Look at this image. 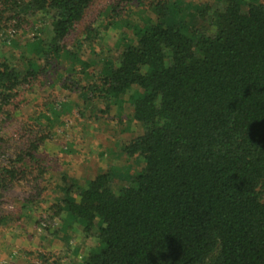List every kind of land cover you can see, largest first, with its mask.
Instances as JSON below:
<instances>
[{
    "label": "trees",
    "instance_id": "trees-1",
    "mask_svg": "<svg viewBox=\"0 0 264 264\" xmlns=\"http://www.w3.org/2000/svg\"><path fill=\"white\" fill-rule=\"evenodd\" d=\"M95 1L5 0L0 9V33L15 30L19 13L45 18L19 38L18 55L0 57V199L25 176L43 178L42 150L73 116L72 100L52 91L62 69L61 89L100 100L107 113L126 103L144 129L120 147L144 162L127 186L115 193L102 172L76 197L63 190L65 229L95 231L83 264H264V0H219L216 9L146 0L152 16L132 26L134 41L121 23V5L133 0H114L103 23L123 50L100 69L83 59L94 21L76 36ZM185 13L207 27L190 26ZM34 89L44 90L36 101L25 97Z\"/></svg>",
    "mask_w": 264,
    "mask_h": 264
},
{
    "label": "rangeland",
    "instance_id": "rangeland-1",
    "mask_svg": "<svg viewBox=\"0 0 264 264\" xmlns=\"http://www.w3.org/2000/svg\"><path fill=\"white\" fill-rule=\"evenodd\" d=\"M111 3L114 0H96L87 20L80 25L76 34L82 40V31L94 21L90 28L94 37L89 44H84L82 50L83 59L93 63L95 69H100L107 62L115 64L123 50L119 32L104 27L103 21ZM183 3L213 9L222 7L218 4L219 0H183ZM146 5V0L125 1L121 5V23L131 26L130 29L123 30L130 41H134L132 26L140 25L143 19L152 16ZM7 6L5 0H0V9ZM8 11L6 9L5 18H10L15 13L11 9L9 13ZM18 17L20 24L14 27L15 30L9 26L0 33L2 58L18 55L19 50L15 45L19 38L31 35V27L39 25L44 18L28 17L24 13H19ZM23 18L27 22H22ZM182 20L192 27H207L206 19H198L192 13L183 14ZM64 72L65 70L58 69L60 76L52 82V91H55V97L60 100L66 98L69 103L72 100L76 107L72 110L73 116L66 117L67 123L59 128L42 150L41 157H45V162L41 165L44 170L43 178L34 181L33 176H25L19 183L2 192L0 264H36L39 258L47 259L46 264H83L86 254L96 245L95 231L85 237L77 224L72 223L69 229H65L67 217L61 210L63 190L68 188L71 196L76 197V192L85 188L96 175L110 172L113 178L112 189L117 193L128 185L130 175L139 173L144 167L142 158H129L120 150L122 144L140 136L144 131L141 124L131 119V107L125 103L121 113L113 107L107 113L105 105L98 99L84 103V98H74L73 94L61 89L60 82H57ZM71 78L76 79L74 75ZM80 85L86 87V82L82 80ZM43 91L34 89L31 94L24 91L23 96L26 93L25 97L36 101L42 98ZM22 110L20 123L24 122L22 114H28V110ZM15 126L9 128L8 137L12 136L11 131ZM7 148L6 156L13 157L15 142H10Z\"/></svg>",
    "mask_w": 264,
    "mask_h": 264
}]
</instances>
